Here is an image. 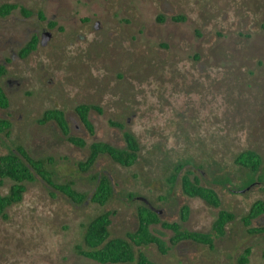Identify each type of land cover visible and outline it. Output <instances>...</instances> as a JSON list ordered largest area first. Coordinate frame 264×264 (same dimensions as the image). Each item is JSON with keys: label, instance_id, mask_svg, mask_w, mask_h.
<instances>
[{"label": "rangeland", "instance_id": "rangeland-1", "mask_svg": "<svg viewBox=\"0 0 264 264\" xmlns=\"http://www.w3.org/2000/svg\"><path fill=\"white\" fill-rule=\"evenodd\" d=\"M6 3L18 6L3 14ZM0 65L10 100L0 119L11 122L0 131V154L23 146L50 156L56 181L86 195L77 202L39 175L27 181L23 199L0 214V264H137L101 263L81 249L96 215L110 211L111 235L126 237L141 206L212 237L174 242L175 231L155 223L162 245L136 249L158 264H239L247 248V264H264V231L244 220L264 200V0H0ZM82 104L91 105V127ZM55 108L68 133L45 118ZM125 131L141 146L134 165L102 154L81 169L93 142L125 147ZM246 149L261 154L257 171L236 162ZM187 170L218 192L219 206L184 191ZM102 175L112 183L105 204L92 198ZM12 183L3 179L0 193ZM221 209L234 214L222 235L214 227ZM251 226H264V214Z\"/></svg>", "mask_w": 264, "mask_h": 264}, {"label": "trees", "instance_id": "trees-1", "mask_svg": "<svg viewBox=\"0 0 264 264\" xmlns=\"http://www.w3.org/2000/svg\"><path fill=\"white\" fill-rule=\"evenodd\" d=\"M18 5L15 3H6L1 7L2 13L6 14ZM38 43V38L33 37L23 48L22 54L26 55L33 50ZM5 72L3 66L0 65V75ZM10 100L5 90L0 86V107H8ZM91 105H79L78 110L81 114L82 121L91 127L89 120V110ZM46 119L54 118L58 121L61 128L68 133L69 123L65 112L61 109H50L45 113ZM11 122L7 119H0V131L8 129ZM71 141L84 145L85 141L78 137H70ZM126 146L117 147L107 141H95L90 145V154L86 160L80 163L81 169L87 170L91 168L100 155L108 154L117 163L124 166H132L139 159L141 149L140 143L136 135L131 131H125ZM236 162L257 171L263 162L261 154L253 149L241 151ZM53 163L52 157H35L25 147L20 146L18 152H8L0 154V182L3 179L12 180V184L7 193H0V214L6 216V209L14 203L20 202L27 190V181L36 179L37 175L41 176L48 184L56 189L63 191L69 197L77 202H82L86 195L77 191L73 187V182H57L54 173L49 167ZM264 180V173H263ZM182 185L184 191L190 196L203 198L208 203L219 206L221 199L218 192L210 186L201 183L198 177H192V172L187 170L182 176ZM112 193L111 179L107 175L99 177L97 189L93 194V201L105 204ZM264 214V200L255 201L244 220L249 230L252 232H263L264 226L252 227V220L259 215ZM140 223L136 231L128 233L126 237H113L110 231L111 212L103 211L91 219L86 225L85 243L86 248L81 249V253L93 260L101 263H127L136 261L137 264H158L150 259L148 255L137 250L136 246L149 245L156 243L162 245V239L153 233L151 226L161 222L163 226L171 228L175 231L173 237L174 242L185 239H193L202 242L212 243V237L209 234L191 231L182 228L178 222L162 221L157 211L149 206H141L139 208ZM188 216V207H185L183 217ZM234 217L233 212L228 209H221L214 223L215 230L218 234L225 233L226 224ZM251 249L247 248L239 258V264H247L248 255Z\"/></svg>", "mask_w": 264, "mask_h": 264}, {"label": "water", "instance_id": "water-1", "mask_svg": "<svg viewBox=\"0 0 264 264\" xmlns=\"http://www.w3.org/2000/svg\"><path fill=\"white\" fill-rule=\"evenodd\" d=\"M50 37H51V32L50 31H45L43 33L42 43L46 44Z\"/></svg>", "mask_w": 264, "mask_h": 264}]
</instances>
